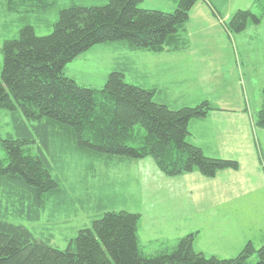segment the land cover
<instances>
[{
	"label": "trees",
	"instance_id": "1",
	"mask_svg": "<svg viewBox=\"0 0 264 264\" xmlns=\"http://www.w3.org/2000/svg\"><path fill=\"white\" fill-rule=\"evenodd\" d=\"M141 1L0 3V16L12 15L4 24L11 36L0 48V111L9 113L14 128L0 137V192L19 202L18 214L38 218L50 197L62 193L68 201L73 192L62 190L53 176L56 163L47 154L53 156L49 142L55 138L71 150L90 154L151 158L167 177L197 171L211 178L220 170L238 168L236 160L207 156L189 139V121L221 110L217 104L161 102L155 86L137 85L120 69L111 71L101 88L83 86L64 74L68 62L103 43L127 51L174 47L198 0H177L171 12L142 8ZM203 1L216 12L210 0ZM263 16L264 0H253L252 8L239 9L226 21L218 18L229 34H236L259 24ZM39 24L52 26L51 32L38 35ZM262 96L264 100V87ZM253 123L264 128V105ZM29 144L36 145L35 153L23 149ZM139 221V213L106 210L59 249L49 239L34 238L22 225L0 220V264H264V245L247 243L236 255L223 258L196 250V233L147 254L138 245Z\"/></svg>",
	"mask_w": 264,
	"mask_h": 264
},
{
	"label": "crops",
	"instance_id": "2",
	"mask_svg": "<svg viewBox=\"0 0 264 264\" xmlns=\"http://www.w3.org/2000/svg\"><path fill=\"white\" fill-rule=\"evenodd\" d=\"M56 1L69 4L100 0ZM151 2L148 5L142 0L140 6L171 12L177 4V0ZM210 2L216 12L206 1L194 4L172 48L127 51L117 50L111 43L105 46L116 54L124 66L120 70L128 72L133 83L156 87L159 101L175 106H192L203 100L217 104L221 110L189 121V139L207 156L238 162L237 169L220 170L211 178L197 171L167 177L154 163H138L160 183L153 182L144 198L134 197L140 208L136 211L140 214L138 245L144 252L148 247H167L188 233H196V250L223 258L236 255L247 243L264 245V128L253 123V116L264 105V76L259 73L260 65L244 63L243 75L238 71V79L243 81V90L239 91L234 69L236 51L231 42L245 32L255 43L263 39L257 28L264 16L259 24L247 26L231 38L218 17L226 21L237 10L252 8L253 0ZM4 15L2 12L0 17ZM7 15L3 26L11 20ZM224 56L228 63L223 66ZM143 176L151 179L147 171Z\"/></svg>",
	"mask_w": 264,
	"mask_h": 264
},
{
	"label": "rangeland",
	"instance_id": "3",
	"mask_svg": "<svg viewBox=\"0 0 264 264\" xmlns=\"http://www.w3.org/2000/svg\"><path fill=\"white\" fill-rule=\"evenodd\" d=\"M151 1L153 0H144L148 5L152 3ZM4 19L5 17H0V48L4 38L11 36L6 31L9 25L5 27L2 25ZM55 19L54 15L50 17L51 21ZM250 25L252 24L248 26ZM35 30L38 35H44L51 32L52 26L46 27L39 24L35 26ZM257 32L264 34V20L262 25L257 28ZM247 33L230 34L231 38L236 35L231 42L236 51L234 69L236 70V80L240 92L243 90V81L238 79V71L240 70L242 76L244 63L250 65V61H253V63L260 65L258 66L259 73L264 76V37L255 43ZM106 44L96 45L80 53L64 66V74L83 86L101 88L111 71L124 68L120 64L121 62L117 61L116 54L105 47ZM130 57L133 58V55H130ZM223 58L224 62L221 64L224 66L227 65L228 58L226 56ZM2 63L3 56L0 51V73ZM127 75L128 72L125 77L130 80ZM171 77L173 78V73ZM132 78L134 77L132 76ZM193 85L195 84L191 86ZM250 94L248 98H250ZM242 103L245 102L242 100ZM8 132L14 133L11 117L7 111L1 110L0 137L5 138ZM49 148L53 156L47 154V158L51 163H56V165H53V176L62 183V190L63 187L67 188L68 192L73 190L70 195H67L69 200L67 201L65 193H63L65 195L64 200H62V193L61 196H52L46 201V207L40 211L39 217L29 219L26 215L15 212V209L20 206L18 201H12L2 196L0 192V220L22 225L30 231L34 238L49 239V243L59 249H65L79 229L90 227L91 221L106 210L138 211L140 208L137 206L134 197L141 196L144 198L153 182L160 184L156 181V177L148 172L149 169L147 170L146 166L144 168L138 164H155L151 158L108 157L71 150L62 145L58 138L50 140ZM23 149L26 152L35 153L36 145H25ZM43 150L46 151L45 148ZM1 152L2 150H0V154ZM145 171L152 180L143 176ZM156 190L159 189L154 188V191ZM175 243L167 246V248H171ZM144 250L145 253L151 254L161 249L148 247Z\"/></svg>",
	"mask_w": 264,
	"mask_h": 264
}]
</instances>
